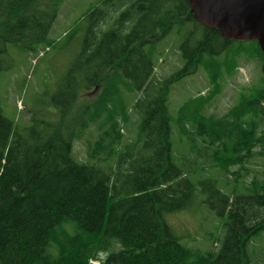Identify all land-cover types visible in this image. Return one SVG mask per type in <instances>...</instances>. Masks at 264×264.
<instances>
[{"label":"trees","instance_id":"trees-1","mask_svg":"<svg viewBox=\"0 0 264 264\" xmlns=\"http://www.w3.org/2000/svg\"><path fill=\"white\" fill-rule=\"evenodd\" d=\"M63 3L0 0V75L10 45L33 53L52 47ZM79 25L66 36L84 32L81 52L46 103L55 112L22 121L7 118L0 107V264L255 263L249 244L264 231V174L259 179L255 172L240 192L237 187L242 171H253L250 160L264 156V86L242 95L222 117L205 113L220 93L215 56L235 41L198 23L189 0H98ZM174 31L185 33V66L161 79L159 44ZM239 45L231 53L245 51L263 63L257 42ZM202 65L214 90L190 99L177 121L194 149L203 146L198 151L208 167L237 183L227 194L215 179L199 182L210 207L226 217L217 251L183 245L165 221L189 209L196 190L174 161L171 89ZM89 91L97 97L83 101ZM131 93L138 97L130 108ZM131 114L137 137L124 144ZM93 125L97 138L88 144V160L80 162L74 146Z\"/></svg>","mask_w":264,"mask_h":264},{"label":"rangeland","instance_id":"rangeland-1","mask_svg":"<svg viewBox=\"0 0 264 264\" xmlns=\"http://www.w3.org/2000/svg\"><path fill=\"white\" fill-rule=\"evenodd\" d=\"M97 3L98 0H64L50 36L55 42L49 49L42 48L39 53H33L16 45L8 47L9 53L5 58L7 69L0 75V107L7 118L29 121L31 116L41 118L47 110L49 113L55 112L54 108L47 107L46 103L56 94L63 76L81 52L84 37L83 31H76L73 37L66 34L84 23L88 12ZM177 32L174 31L159 44V49H164V54L156 66V76L161 79L171 77L185 66L186 60L181 50L185 33ZM239 43L234 42L231 50L227 49L215 56L222 73L219 79L220 93L205 105V113L208 116H224L238 104L242 95L252 94L264 86L263 63L257 58L248 59L249 54L245 51H240L237 56L234 55L235 52L231 53L240 46ZM213 90L209 72L202 65L197 72L173 85L169 100L174 161L196 185V190L193 205L185 211L166 215L165 221L183 245L201 251H217L216 239L223 237V223L226 217L218 215L216 210L210 207L207 203L208 197L202 192L199 182L207 178L215 179L218 187L227 194L232 193L237 183L233 175L230 176L231 182L228 184L219 169L209 168V160L199 155L198 149H203V146L198 144L197 150L194 149L188 136L180 131L177 119L180 109L190 99L209 96ZM97 95L96 91H89L82 93L81 99L91 101ZM137 97V93L128 94L130 108ZM136 121L137 117L131 114V122L124 124V144L136 139ZM98 132L97 126L93 125L86 131L85 136L76 142L73 156L78 161L88 160V144L94 143ZM256 151L260 152L261 148L258 147ZM247 167L253 171L249 174L242 171L244 178H240L238 182L239 192L242 191V185L248 186L253 181L255 172H259L258 178L262 179L264 156L254 157ZM231 170L238 171L239 166H233ZM249 250L250 257L253 258V253L256 255L255 263L264 264V231L252 239Z\"/></svg>","mask_w":264,"mask_h":264},{"label":"water","instance_id":"water-1","mask_svg":"<svg viewBox=\"0 0 264 264\" xmlns=\"http://www.w3.org/2000/svg\"><path fill=\"white\" fill-rule=\"evenodd\" d=\"M194 19L235 42H257L263 53L264 0H189Z\"/></svg>","mask_w":264,"mask_h":264},{"label":"built area","instance_id":"built-area-1","mask_svg":"<svg viewBox=\"0 0 264 264\" xmlns=\"http://www.w3.org/2000/svg\"><path fill=\"white\" fill-rule=\"evenodd\" d=\"M90 264H100V262L99 261H95V260H91Z\"/></svg>","mask_w":264,"mask_h":264}]
</instances>
